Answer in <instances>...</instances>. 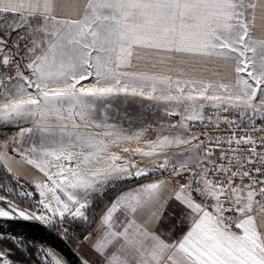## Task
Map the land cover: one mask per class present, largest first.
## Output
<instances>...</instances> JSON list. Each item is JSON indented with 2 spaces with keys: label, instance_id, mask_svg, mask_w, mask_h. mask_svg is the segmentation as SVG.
I'll list each match as a JSON object with an SVG mask.
<instances>
[{
  "label": "snow or ice",
  "instance_id": "snow-or-ice-1",
  "mask_svg": "<svg viewBox=\"0 0 264 264\" xmlns=\"http://www.w3.org/2000/svg\"><path fill=\"white\" fill-rule=\"evenodd\" d=\"M143 101L155 125L129 110ZM11 127L0 164L12 173L17 145L42 174L41 207L0 196V218L88 222L94 195L166 174L117 195L81 237L99 264H264V0H0ZM0 264L16 262L0 250ZM44 264L66 261L48 250Z\"/></svg>",
  "mask_w": 264,
  "mask_h": 264
},
{
  "label": "rangeland",
  "instance_id": "rangeland-1",
  "mask_svg": "<svg viewBox=\"0 0 264 264\" xmlns=\"http://www.w3.org/2000/svg\"><path fill=\"white\" fill-rule=\"evenodd\" d=\"M143 107L141 106L140 103L134 104L131 106V108L129 109L130 111L133 112H140L143 113L144 117H146L147 121L152 122L154 125L155 123H157L162 117L161 114L156 112L154 109L147 107L150 102L148 101H143L142 102ZM171 119H178L176 117H173ZM24 126H30V125H24ZM135 127V125H134ZM17 128L16 127H11V128H0V141H3L5 139H7L9 136H12L16 133ZM149 135H152V133H149ZM136 145L134 144L131 147H135ZM18 147L15 144H9L8 145V152L10 155L12 156H16L15 152L13 151L14 148ZM25 147H27V144H25ZM135 159L139 160V157H135ZM144 163H148L147 160L144 161ZM141 166H143V164H141ZM0 167L4 170L2 164H0ZM12 175V181H13V185L14 188H12L13 191L12 192H8L7 190H4L5 194H0V196H4L6 199H10L13 201V203H16L17 206L27 212H38L39 213V209H40V205L38 203L39 201V197L38 194L36 192V190L34 189V187L23 181L21 178H19L18 176H16L13 173H10ZM26 191V192H31L33 193L32 196H26V197H21L19 195V193L21 191ZM0 206H3V202H0ZM86 214V213H85ZM92 214H94L92 211H88V214H86L88 216V222L91 221V216ZM78 219V218H77ZM76 219V220H77ZM74 220L71 216H66V218L63 220V222H57L56 224H53V228L55 230H57V232L62 235V236H66L67 234H69V222ZM80 220V219H79ZM83 221V220H82ZM88 222H84L83 223L87 224ZM67 229V233L65 234L64 229ZM22 239L19 238H15L14 240H9L12 243H14L13 245H15L16 249H22V253L21 255H17L14 256L13 254H11L12 252L7 249L6 247H0V250H6L9 253V256L12 260L17 259L19 261L17 262H21V264H23L24 259L22 257H24L26 255L27 252H31V254L34 256L35 260H37L40 264H44L45 261V252L48 251V249L39 246L38 244L34 243V246L30 247V245L28 244H24L21 243ZM2 239L0 237V242L2 243ZM72 248L74 249V251L78 254V256L80 257L81 260L83 259H88L90 261V264H97V261L91 256V253L88 249L84 248L83 245L79 242V241H73L72 242ZM19 256V258H18ZM21 257V258H20ZM32 264H35L34 262Z\"/></svg>",
  "mask_w": 264,
  "mask_h": 264
},
{
  "label": "water",
  "instance_id": "water-1",
  "mask_svg": "<svg viewBox=\"0 0 264 264\" xmlns=\"http://www.w3.org/2000/svg\"><path fill=\"white\" fill-rule=\"evenodd\" d=\"M0 235L23 239L52 250L62 255L66 264H82V260L64 237L42 221L0 218Z\"/></svg>",
  "mask_w": 264,
  "mask_h": 264
},
{
  "label": "trees",
  "instance_id": "trees-1",
  "mask_svg": "<svg viewBox=\"0 0 264 264\" xmlns=\"http://www.w3.org/2000/svg\"><path fill=\"white\" fill-rule=\"evenodd\" d=\"M151 177V176H149ZM148 177V178H149ZM147 179L145 177H141L139 179H133V180H127L123 181L121 183L116 184L115 186H112L104 192L103 194L95 196L91 201H90V207L86 210V214H88V211H92L94 214L91 216V221L88 222L87 224L83 223L82 220H72L69 222V234L66 236H63L64 239L72 246L73 241H79L81 243V237L87 232V230L91 227V224L94 222L96 218V213L99 211L100 206L105 203L107 200H109L118 190H120L123 187H126L128 185H131L133 183H136L138 181ZM0 181H2L3 185H6L7 187H12L14 188L13 181H12V175L10 173H6L5 170H3L0 167ZM0 194H5L4 191H0ZM53 228V226L51 225ZM57 231V230H56ZM1 239L3 240L2 243L0 242V247H6L9 249L14 256L21 255L22 249H16L14 243H12L9 240H14V237L7 236V235H0ZM22 243L30 245V247L34 246V243L26 241V240H21ZM82 244V243H81ZM19 258V256H18ZM21 258V257H20ZM23 264H32L33 262L35 264H40L37 260H35L34 256L31 254L30 250L29 252L26 253L24 257ZM16 264H21V262H17L19 260L14 259Z\"/></svg>",
  "mask_w": 264,
  "mask_h": 264
},
{
  "label": "crops",
  "instance_id": "crops-1",
  "mask_svg": "<svg viewBox=\"0 0 264 264\" xmlns=\"http://www.w3.org/2000/svg\"><path fill=\"white\" fill-rule=\"evenodd\" d=\"M134 145V144H133ZM131 145V146H133ZM15 159L11 162V167L13 169L12 173L15 174L16 176H18L19 178H21L23 181L31 184L34 189H35V180L36 179H39L41 177V173H39V171L35 168H33L32 166L30 165H27L25 163H23L22 161L20 162H17L20 160L19 156H14ZM145 164V163H144ZM151 177L147 178V179H144V180H141V181H138L136 183H133L131 185H128L126 187H123L121 188L120 190H118L109 200H107L105 203H103L101 206H100V209L99 211L96 213V218L94 220V222L91 224V227L87 230V232L84 234L86 235L87 233L91 232L92 229L95 227L96 223L98 222V219H99V216L102 212V210L105 208L106 205H108L117 195L121 194L122 192H126L128 191L129 189L131 188H135L138 184H143V183H149L151 182L152 180H157V179H163L165 178V176H161L159 173H152L150 174ZM37 194H38V191H36ZM97 196V195H94V197ZM38 197H39V194H38ZM49 199H51V194H49L48 196ZM40 199V197H39ZM175 205H172L170 208H169V214L171 215H175ZM83 235V236H84ZM81 243L83 245L84 248L88 249L91 253V256L97 261V264H99V258L96 256V254L92 251L91 247H90V243L91 242H88V243H85L81 240Z\"/></svg>",
  "mask_w": 264,
  "mask_h": 264
},
{
  "label": "built area",
  "instance_id": "built-area-1",
  "mask_svg": "<svg viewBox=\"0 0 264 264\" xmlns=\"http://www.w3.org/2000/svg\"><path fill=\"white\" fill-rule=\"evenodd\" d=\"M231 118H236V117L233 116ZM217 131H219V130L214 129L212 126L205 127L204 125H202V124H200L198 122L194 123V126H193V132L196 135H201L202 133H205V134H214Z\"/></svg>",
  "mask_w": 264,
  "mask_h": 264
},
{
  "label": "bare ground",
  "instance_id": "bare-ground-1",
  "mask_svg": "<svg viewBox=\"0 0 264 264\" xmlns=\"http://www.w3.org/2000/svg\"><path fill=\"white\" fill-rule=\"evenodd\" d=\"M54 252V251H53Z\"/></svg>",
  "mask_w": 264,
  "mask_h": 264
}]
</instances>
